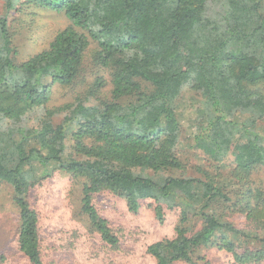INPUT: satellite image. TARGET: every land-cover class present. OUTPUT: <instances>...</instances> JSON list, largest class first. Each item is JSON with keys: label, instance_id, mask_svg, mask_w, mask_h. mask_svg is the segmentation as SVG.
<instances>
[{"label": "trees", "instance_id": "16d2710c", "mask_svg": "<svg viewBox=\"0 0 264 264\" xmlns=\"http://www.w3.org/2000/svg\"><path fill=\"white\" fill-rule=\"evenodd\" d=\"M0 2V185L13 188L19 248L28 264H53L30 200L40 170L44 177L62 170L85 180L81 213L107 252L120 240L94 204L103 191L124 198L134 213L148 201L159 220L166 208L180 209L175 235L147 247L155 264H212L198 255L212 246L231 253L232 264L264 260V188L252 182L255 169L264 166L263 0ZM18 4L63 13L70 21L47 49L23 62L15 57L9 25ZM91 39L99 45L98 61L111 69L113 99L87 104L79 98L61 106L65 113L57 124L52 110L36 128L23 124L29 111L49 102L54 84H73ZM143 82L152 90H143ZM188 86L201 97L192 146L215 166L232 156L242 189L229 191L211 174L156 179L138 173L182 170L178 108ZM217 205L243 212L255 233L223 219ZM79 237L71 234L67 246L76 248ZM4 260L0 255V264Z\"/></svg>", "mask_w": 264, "mask_h": 264}, {"label": "rangeland", "instance_id": "374dc122", "mask_svg": "<svg viewBox=\"0 0 264 264\" xmlns=\"http://www.w3.org/2000/svg\"><path fill=\"white\" fill-rule=\"evenodd\" d=\"M2 11L3 4L0 2V12ZM69 24L70 21L63 13L18 4L17 8L9 13L16 59L23 62L47 49L53 37ZM98 50L97 41L91 39L73 84L68 86L54 84L49 102L29 111L23 124L36 128L47 111L51 110L56 112L53 119L57 124L65 113L61 106L73 103L79 98L87 104H101L112 100V72L108 66L98 61ZM142 88L145 91L152 90L151 85L145 82ZM200 100L197 91L189 86L184 89L179 99L178 109L183 128L176 150L183 162L182 170L171 173L142 170L138 173L156 179L169 175L204 178L206 174H211L229 191L240 190L245 184L235 173V161L232 156L215 166L202 150L192 146L194 118ZM73 150L72 141L69 140L68 152L71 153ZM45 175L47 173L43 170L38 172L40 180L32 186L30 200L40 217L43 248L47 259L53 264H155V259L147 253V247L163 238H172L176 226L180 223L179 208H166L164 220H159L155 211L147 206L148 201L134 213L128 210L125 199L119 195L107 191L97 193L94 195V204L99 213L109 221L112 231L120 240L119 248L107 252L97 246L98 234L91 228L87 217L81 213V195L85 180L62 170H55L51 175L44 177ZM252 182L254 186L264 188V166L255 169ZM201 206V201L194 204L196 208ZM215 208L223 219L234 223L247 233H255L254 230H250L243 212L234 211L226 205L224 207L217 205ZM192 223L196 224V228L200 225L197 222ZM19 229V209L14 202L13 188L10 184L3 183L0 185V255L5 256L2 264H28L19 248ZM74 232L80 234V237L76 248H71L66 243ZM198 255L205 256L212 264L233 263V255L216 246L203 248L199 250ZM202 261L201 259L200 262ZM259 264H264V260Z\"/></svg>", "mask_w": 264, "mask_h": 264}]
</instances>
